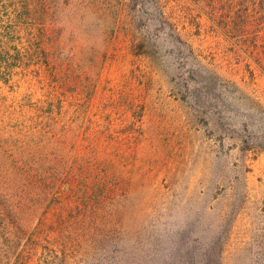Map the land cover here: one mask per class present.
I'll return each instance as SVG.
<instances>
[{
  "label": "rangeland",
  "instance_id": "1",
  "mask_svg": "<svg viewBox=\"0 0 264 264\" xmlns=\"http://www.w3.org/2000/svg\"><path fill=\"white\" fill-rule=\"evenodd\" d=\"M7 4L0 264H264L256 15L237 40L213 0Z\"/></svg>",
  "mask_w": 264,
  "mask_h": 264
},
{
  "label": "trees",
  "instance_id": "2",
  "mask_svg": "<svg viewBox=\"0 0 264 264\" xmlns=\"http://www.w3.org/2000/svg\"><path fill=\"white\" fill-rule=\"evenodd\" d=\"M8 2L11 3L9 7H13L15 13L20 12V16H17V18L20 17L21 19H30L33 14L37 23L42 25H44V20L49 15V5L51 6V0H2L4 8H8ZM213 2L215 6H218L222 2L228 3L226 9L224 7L218 9L209 4V21L228 38H235L238 40L239 38L244 37L242 31L237 28L239 26V23L237 25V20L240 18L249 20L253 17V14L256 15V18L255 16L254 18L259 20V25L264 27V0H213ZM6 15L7 18L3 15L2 18L0 16L1 26L4 25V21L1 19L14 18V15L12 17L10 14ZM262 35H264V33H262ZM11 43L14 42L1 39V50L9 53V49H11L12 45ZM2 70L3 68L0 67V80L4 83H8L10 80L9 77L12 76V73L2 72Z\"/></svg>",
  "mask_w": 264,
  "mask_h": 264
}]
</instances>
